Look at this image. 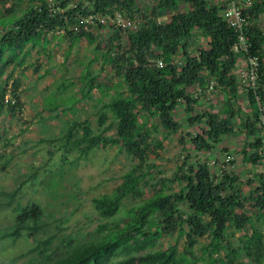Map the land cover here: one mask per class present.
<instances>
[{
	"label": "trees",
	"instance_id": "trees-1",
	"mask_svg": "<svg viewBox=\"0 0 264 264\" xmlns=\"http://www.w3.org/2000/svg\"><path fill=\"white\" fill-rule=\"evenodd\" d=\"M9 1L0 0V6ZM141 1L57 0L61 7L76 5L65 15H58L51 11L50 0H30L32 4L19 18L0 19V118L5 110L16 115L17 108L22 107L21 76L14 74L24 70L35 50L41 47V53H47V46L59 36L70 44L86 42L102 55L117 80L106 89L122 96L100 107L98 133L89 122L75 121L53 142H58L57 148L66 155L77 153L80 157L99 148L119 146L132 161L111 193L92 199L94 210L104 222L80 243L62 234L58 221H48L41 205L23 204L22 187L1 189L0 210H10L14 221L0 228V244L28 242L29 249L20 256L28 257L23 264H242L239 250L228 239L227 232L235 229L245 233V254L256 264H264V237L249 212L264 213V173H256V180H243L236 168L218 170L210 166L212 159L202 157V153H216L219 161L227 154L236 155L223 143L230 136H242L244 160L256 165L264 159L260 125L264 33L255 22L259 5L253 3L246 15V53L235 51L239 34L223 17L226 3L186 0L189 4L182 8L185 0H151L146 2L148 7H142ZM4 11L11 15L17 9L13 5ZM118 12L133 19L142 17L138 30L102 25L90 32L72 29L79 16H113ZM49 34L55 35L53 39ZM99 36L105 39L103 43ZM45 41L47 44H43ZM251 57L257 58L260 66L256 87L238 82L242 58ZM92 62L80 75L83 98L95 90L104 94L92 75ZM212 83V93L222 91L227 96L220 113L201 108ZM74 85L70 81L68 88ZM239 85L245 87L247 101L255 112L238 124L235 116L240 109L234 104ZM153 119L159 126L150 124ZM189 127H198L199 131L192 133ZM160 129L167 136L177 135L186 154L168 178L156 171L158 166L153 162L164 149L163 139L154 137ZM34 174L27 178L32 180ZM174 235L175 240L165 245Z\"/></svg>",
	"mask_w": 264,
	"mask_h": 264
},
{
	"label": "rangeland",
	"instance_id": "rangeland-1",
	"mask_svg": "<svg viewBox=\"0 0 264 264\" xmlns=\"http://www.w3.org/2000/svg\"><path fill=\"white\" fill-rule=\"evenodd\" d=\"M147 1L142 0L141 6L146 7ZM31 4L30 0H11L5 6H0V19L19 18ZM13 5L17 11L6 15L4 10ZM135 18L139 24L142 23V17ZM54 36L49 34L48 38L53 39ZM58 38L47 46L49 55L41 53V47L38 48L28 59L24 70L14 74L16 77L21 76L19 92L22 107L17 108L19 112L16 115L5 110L0 118V190L11 191L22 187L20 193H23V204L36 202L41 205L48 221L53 224L59 222L61 233L80 243L94 234L104 222L94 210L92 199L111 193L122 182V176L131 168L132 161L119 146L99 148L88 156L80 157L77 153L66 155L57 148L59 143L53 142L63 135L70 122L87 121L98 133L102 113L100 107L112 98L122 96L106 89L117 80L113 79L110 66L101 54H96L86 42L70 44L61 42ZM98 39L101 43L105 40L101 36ZM43 44H47L46 41ZM91 61L92 75L97 78L98 86L104 89V94L95 90L89 97L83 98L80 75ZM70 81L75 83L72 88H68ZM11 84L12 82L8 86L9 91L12 90ZM7 98L10 99V96ZM180 119L186 129V118L182 116ZM150 124L159 126L155 119ZM188 129L192 133L199 131L198 127ZM154 137L163 139L164 143L159 159L153 160L158 166L156 171L168 178L186 157L183 145L177 135L167 136L163 129L155 131ZM237 137L230 136L223 146L231 147ZM49 140L51 144L48 143ZM187 148L194 151L191 145ZM202 155L198 154L208 160L220 156L216 153L213 156ZM7 162L9 164L5 166ZM240 169L237 162L235 172L239 173ZM31 173H35L32 180L27 178ZM250 213L255 214L254 211ZM13 216L10 210L1 209L0 228L11 225ZM232 230L227 232L228 239L239 250V262L256 264L242 250L244 233L237 235L235 233L240 231ZM259 230L264 233L263 222L260 223ZM175 237L167 239L165 245L173 242ZM29 247L30 244L25 240H20L15 245L11 242L0 244V264H23L28 257L20 259V256ZM262 258L264 262V251ZM12 259L19 260L12 262Z\"/></svg>",
	"mask_w": 264,
	"mask_h": 264
},
{
	"label": "built area",
	"instance_id": "built-area-1",
	"mask_svg": "<svg viewBox=\"0 0 264 264\" xmlns=\"http://www.w3.org/2000/svg\"><path fill=\"white\" fill-rule=\"evenodd\" d=\"M210 3H216L218 0H207ZM50 7L53 13L58 15H65L68 9L76 8L75 4L70 5L69 8L59 6L57 0H50ZM253 6V0H228L224 6L223 17L227 20L232 28L239 34V44L235 51H245L248 53L247 37L245 35L246 15L250 13V9ZM77 25L72 27L76 32L86 31L90 32L93 28L98 25L103 27H115L124 31L132 30L136 31L139 28V23L136 18H131L123 13H115L111 15H100V14H89L86 16H79L77 18ZM64 31H62L63 33ZM245 66L241 72V80L244 84L250 83L253 87L257 85V78L259 73V62L255 57L245 58ZM159 66L163 67V62H159ZM214 84L212 83L209 87V91L212 92ZM260 125L263 134V153H264V108L260 109ZM210 166L217 167L218 170H234L236 168V158L234 155L227 154L222 160L217 161L216 159L210 162Z\"/></svg>",
	"mask_w": 264,
	"mask_h": 264
},
{
	"label": "crops",
	"instance_id": "crops-1",
	"mask_svg": "<svg viewBox=\"0 0 264 264\" xmlns=\"http://www.w3.org/2000/svg\"><path fill=\"white\" fill-rule=\"evenodd\" d=\"M150 1L151 0H148L147 2L150 3ZM156 1L157 0H154V2H156ZM182 1H184V0H181V2ZM236 1H243V0H236ZM217 2L225 4L228 2V0H218ZM253 3L254 4L257 3V5H259L257 11L260 13L258 14L257 21H255V22L262 29V31L264 33V0H253ZM185 4H189V3H187L185 0L184 3L181 4V7L184 8ZM146 6L148 7L149 5H146ZM59 38H60V36H59ZM61 42H64V41H61ZM244 63H245V61H242V65L240 66V64H239L240 70H238L239 72H237V74L241 75L242 69L245 66ZM240 77H238V82H239V80L241 82ZM208 92H209L208 93L209 97L204 98L202 100L203 102L201 103V108L205 110V107H206L207 108L206 110L213 111L214 113L222 112L225 109V103L227 101V96L225 95V93H223L222 91H219V92L217 91L215 93H212L211 91H208ZM245 93H246L245 87L242 85H239V89H238V92L236 94L237 103L234 104L237 109L238 108L240 109V113L238 111L236 113V116H235V119H236L238 124L241 123L242 121L244 122L249 117H252L253 113L255 112L254 111L255 107H252L248 103ZM260 136H261V134H260ZM242 138H243L242 136H238L236 141L231 145V147H227V148L234 150L236 153L237 162H239V165L241 167V169H240L241 178L243 180H246V178L256 180L255 179L256 173H264V159L262 161L258 162L256 165L248 163V161L244 160V156L241 152L243 150V147H244V143H243ZM248 153H249L248 155H250V154H252V151H250ZM250 211H253V210H250ZM251 215H252V213H251ZM252 217H253V222L255 223L256 228L259 229L260 223L261 222L264 223V213L259 214L258 211L257 212L255 211V214L252 215ZM235 234L238 235V234H241V232H238ZM262 234L264 237L263 232H262ZM244 236H245V233H244V235H242V237L244 238Z\"/></svg>",
	"mask_w": 264,
	"mask_h": 264
}]
</instances>
